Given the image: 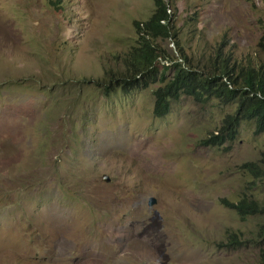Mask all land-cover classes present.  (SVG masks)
<instances>
[{
	"label": "rangeland",
	"instance_id": "1",
	"mask_svg": "<svg viewBox=\"0 0 264 264\" xmlns=\"http://www.w3.org/2000/svg\"><path fill=\"white\" fill-rule=\"evenodd\" d=\"M163 1L176 40L158 42L172 60L202 66L218 48L254 57L264 0ZM152 9L153 0H0V264H260L258 248L219 245L257 222L220 200L264 201L263 184L240 169L264 151V134L243 122L233 143L205 147L233 105L181 96L157 118L158 82L107 94L95 84Z\"/></svg>",
	"mask_w": 264,
	"mask_h": 264
},
{
	"label": "trees",
	"instance_id": "2",
	"mask_svg": "<svg viewBox=\"0 0 264 264\" xmlns=\"http://www.w3.org/2000/svg\"><path fill=\"white\" fill-rule=\"evenodd\" d=\"M52 4L58 9L57 2ZM134 28L135 45L120 60L118 56L115 58L117 69L105 70L107 80L95 82L98 85L106 83L107 86L103 87L105 94L114 86L127 92L131 88L145 89L150 83L158 82L160 86L152 92L153 114L157 118L165 116L170 102L181 96L194 101L215 99L223 105H233V112L227 114L216 132L202 142L205 147L221 149L233 143L243 122L253 123L254 135L264 134V32L256 44L254 57L233 59L218 48L213 61L194 66L182 53L178 58L180 62L172 60L158 42L168 38L176 40L171 13L163 0H153L148 20L135 22ZM163 61H169L171 65L163 66L159 73L157 64ZM169 70L172 74L166 78ZM240 169L264 187V151L256 161L245 162ZM220 203L233 210L240 222L250 218L257 222L254 231L231 232L219 245L225 249L258 248V262L264 264V201L242 194L236 202L221 199Z\"/></svg>",
	"mask_w": 264,
	"mask_h": 264
},
{
	"label": "water",
	"instance_id": "3",
	"mask_svg": "<svg viewBox=\"0 0 264 264\" xmlns=\"http://www.w3.org/2000/svg\"><path fill=\"white\" fill-rule=\"evenodd\" d=\"M102 179H103V181L106 182V183H108V182L110 181V178H109L108 176H106V175L103 176ZM155 204H156V199L150 197V198L148 199L147 205H148L149 207H152V206H154Z\"/></svg>",
	"mask_w": 264,
	"mask_h": 264
}]
</instances>
